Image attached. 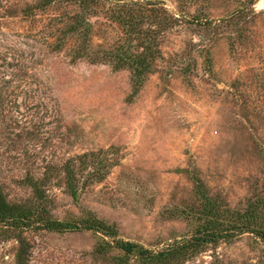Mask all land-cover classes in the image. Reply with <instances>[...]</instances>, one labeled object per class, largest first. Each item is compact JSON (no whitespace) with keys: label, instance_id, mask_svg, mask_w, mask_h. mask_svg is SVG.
<instances>
[{"label":"rangeland","instance_id":"1","mask_svg":"<svg viewBox=\"0 0 264 264\" xmlns=\"http://www.w3.org/2000/svg\"><path fill=\"white\" fill-rule=\"evenodd\" d=\"M36 1L0 0V184L10 201L37 202L35 179L54 219H98L152 251L257 206L264 219V0H133L149 3L140 20L155 51L140 85L102 56L140 50L111 4L85 14L93 58L74 60L84 37H61L79 4L28 14ZM24 237L26 264L123 255L92 229ZM19 250L0 236V264H18ZM181 264H264V244L235 232Z\"/></svg>","mask_w":264,"mask_h":264},{"label":"trees","instance_id":"2","mask_svg":"<svg viewBox=\"0 0 264 264\" xmlns=\"http://www.w3.org/2000/svg\"><path fill=\"white\" fill-rule=\"evenodd\" d=\"M58 0H37L34 6H29L26 12L29 14L34 9L48 7ZM74 4L78 3L81 9L80 13H75L71 17V24L66 30L62 31L61 41L67 40L73 35H81L84 37L83 45H79L75 51L73 59H83L87 56L93 58L90 48L87 45L91 28L85 24V14L95 12L99 6H106L108 3L111 7L107 10L114 14L127 32L135 35V40L139 41V51L136 53L125 52L123 49L117 52L105 51L104 59H114L115 68H129L132 71L133 81L135 85H140L145 76L152 72L153 59L155 58L154 49L150 44L146 43L147 34L141 27L140 17L146 11L150 12L149 3L133 1V5H128L130 0H67ZM139 3V4H138ZM138 4L137 9L133 8ZM130 6H132L130 8ZM98 58L100 55H98ZM97 60V57L93 59ZM29 185L32 187L36 201L34 203L13 202L10 201L6 194L5 183L0 184V236L15 238L20 244L16 262L18 264H26L27 262V240L24 232L28 229H47L51 231H66L70 228L92 229L104 233L106 236L114 238L116 241L112 245L123 252L120 257L119 264H128L132 258H136L138 264H181L186 258L195 255L205 245L219 244L220 241L230 240L235 232L254 233L264 244V219L258 213L259 207L249 209L246 213L233 220V223H218L217 221H209L201 229H199L191 238L177 241L161 251H152L146 249L138 243L116 239V232L111 226L98 219H92L83 223H70L56 220L44 206L46 200L45 192L42 185L35 179L29 178ZM239 220V221H238Z\"/></svg>","mask_w":264,"mask_h":264}]
</instances>
